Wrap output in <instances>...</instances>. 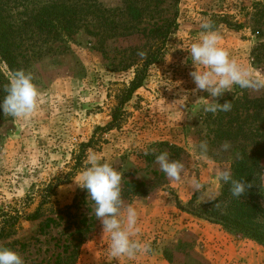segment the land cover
Listing matches in <instances>:
<instances>
[{"label":"rangeland","instance_id":"obj_1","mask_svg":"<svg viewBox=\"0 0 264 264\" xmlns=\"http://www.w3.org/2000/svg\"><path fill=\"white\" fill-rule=\"evenodd\" d=\"M39 1L0 3L15 16ZM74 1L97 10L83 17L76 33L30 30L18 40L16 69L0 59L8 82L24 70L39 93L30 117L0 113V229L7 215L27 217L38 209L40 215L6 226L12 234L0 247L19 253L25 264H264V248L257 243L187 213L192 199L201 204L218 197L217 176L227 164L223 148L212 145L216 124L200 99L211 98L206 91L193 92L190 73L203 68L193 64L188 49L208 19L217 25L219 46L249 68L253 79L264 81V0ZM130 7L140 11L139 18L129 15ZM164 38L160 61L144 71L142 87L107 130L124 92ZM245 91L254 99L264 87H234L218 102ZM181 94L188 101L180 111L170 104ZM91 139L92 147L82 154L81 145ZM201 142L207 144L206 158L199 156ZM90 152L121 173L120 219L128 206L135 208L137 231L131 239L149 246L147 253L111 255L94 202L72 181ZM162 152L184 165L180 181L160 171L155 157ZM194 181L203 185L200 193L192 192ZM133 182L144 187H130ZM55 185L53 195L46 192Z\"/></svg>","mask_w":264,"mask_h":264},{"label":"trees","instance_id":"obj_2","mask_svg":"<svg viewBox=\"0 0 264 264\" xmlns=\"http://www.w3.org/2000/svg\"><path fill=\"white\" fill-rule=\"evenodd\" d=\"M91 7L92 5L87 7L86 4L75 3L74 0H40L35 7L27 6L21 13L14 16L12 11L0 3L1 61L12 70L19 66L16 55V51L20 48L18 40L26 36L30 30L73 35L77 32L84 16L96 14L97 10H90ZM128 12L132 18L140 16V11L136 8L130 7ZM216 27L217 25L213 26L214 29ZM161 36L166 37L167 34L164 33ZM165 40L164 38L163 45H158L156 53L144 62L143 68L138 71L131 86L124 92L107 130L115 127L124 105L142 87L145 79L144 71L160 61L166 44ZM6 83L9 82L0 69V86H5ZM232 96L233 98L228 97V102H232L231 111H218L216 116L212 113L208 114L217 128L212 145L217 144L218 147H222L225 142L230 144L231 147L227 151H220L221 157L227 162L222 170H230L233 179L243 181L250 187L243 196L235 198L231 194L230 184L221 183L220 193L215 200L198 204L196 199H192L187 213L218 225L226 232L251 240L264 248V91L254 99L250 98V94L246 91L244 95ZM93 142L94 139H91L88 143H83L81 153L84 154L91 148ZM77 167L78 164L75 165V169ZM57 186H49L46 192L53 195ZM129 186L139 188L144 187V184L133 182ZM43 203H46V199ZM39 217V209L27 217L7 215L0 229V240L12 234L6 226L14 227L22 218L35 221Z\"/></svg>","mask_w":264,"mask_h":264},{"label":"clouds","instance_id":"obj_3","mask_svg":"<svg viewBox=\"0 0 264 264\" xmlns=\"http://www.w3.org/2000/svg\"><path fill=\"white\" fill-rule=\"evenodd\" d=\"M200 27L202 31L198 40L188 49L193 64L203 68V70L195 68L190 73L196 86L193 92L206 91L209 94L211 99L200 98L204 101V112L216 114L218 111H231L232 102L225 101L221 104L217 98L230 93L234 87L240 89L264 87V81L253 79L249 68L230 58L229 53L219 46L220 37L213 30L211 21L205 19ZM138 55L144 57L146 54L139 52ZM4 91L6 95L0 99V113L15 119H26L34 113L39 93L30 73L24 70L12 73ZM187 101L188 96L181 94L179 99L174 100L170 105L178 106L181 111L187 108ZM222 148L227 151L230 144L225 142ZM199 149V156L206 158V142H201ZM155 162L170 181L181 180L184 165L180 161L171 160L167 152H162L155 157ZM121 179V173L110 163L101 162L97 153L90 152L86 166L72 181L76 187L86 190L87 197L94 202L96 220L100 221L102 232L108 234L110 238L111 255L134 257L138 253H147L150 248L140 241L131 239L132 234L137 231V211L134 207L128 206L123 220L120 219L123 207ZM217 180L223 184H230L231 194L235 198L243 196L250 187L243 181L233 179L230 170H222ZM202 188L203 185L198 181H194L191 185L193 193H200ZM0 264H25V262L19 253L7 247H0Z\"/></svg>","mask_w":264,"mask_h":264}]
</instances>
